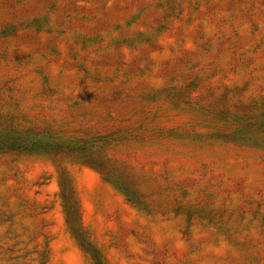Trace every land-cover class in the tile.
<instances>
[{
    "label": "rangeland",
    "instance_id": "374dc122",
    "mask_svg": "<svg viewBox=\"0 0 264 264\" xmlns=\"http://www.w3.org/2000/svg\"><path fill=\"white\" fill-rule=\"evenodd\" d=\"M0 264H264V0H0Z\"/></svg>",
    "mask_w": 264,
    "mask_h": 264
}]
</instances>
